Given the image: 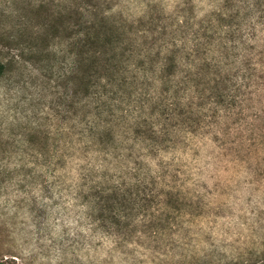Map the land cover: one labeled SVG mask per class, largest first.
Instances as JSON below:
<instances>
[{"label":"rangeland","instance_id":"obj_1","mask_svg":"<svg viewBox=\"0 0 264 264\" xmlns=\"http://www.w3.org/2000/svg\"><path fill=\"white\" fill-rule=\"evenodd\" d=\"M262 262L264 0H0V263Z\"/></svg>","mask_w":264,"mask_h":264},{"label":"trees","instance_id":"obj_2","mask_svg":"<svg viewBox=\"0 0 264 264\" xmlns=\"http://www.w3.org/2000/svg\"><path fill=\"white\" fill-rule=\"evenodd\" d=\"M87 76H89V81L87 83V86L89 87V86H91V81H90L91 77H94V76H93L92 73L87 74ZM96 111H97V114H99L101 112V109H100L99 105L96 106ZM100 115H101V113L98 116L100 117ZM99 119L100 118H90L89 121H87V123H86L87 124V131H90L89 135L90 134H94V133H91V132H93V129H95V125L97 126V122H101V120L97 121ZM92 137H97V136L94 135ZM0 264H3V263H0ZM260 264H264V262H262Z\"/></svg>","mask_w":264,"mask_h":264}]
</instances>
